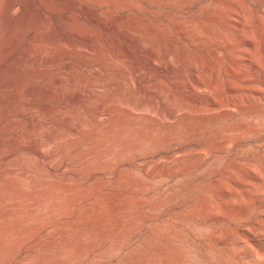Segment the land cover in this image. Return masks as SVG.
<instances>
[{
  "label": "rangeland",
  "instance_id": "1",
  "mask_svg": "<svg viewBox=\"0 0 264 264\" xmlns=\"http://www.w3.org/2000/svg\"><path fill=\"white\" fill-rule=\"evenodd\" d=\"M188 1L0 0V264H264V0Z\"/></svg>",
  "mask_w": 264,
  "mask_h": 264
},
{
  "label": "bare ground",
  "instance_id": "2",
  "mask_svg": "<svg viewBox=\"0 0 264 264\" xmlns=\"http://www.w3.org/2000/svg\"><path fill=\"white\" fill-rule=\"evenodd\" d=\"M162 1V0H161ZM176 1V0H175ZM181 1V0H180ZM190 1V0H189ZM188 1V2H189ZM200 1V0H199ZM210 1V0H209ZM220 1H225L226 3H231V0H215V2H220ZM124 2V1H123ZM127 2V1H126ZM140 2V1H139ZM146 2V1H145ZM147 2H149V1H147ZM165 2V1H164ZM168 2V1H167ZM172 2V1H171ZM196 2V1H195ZM222 2H220V3H222ZM170 3V2H169ZM176 3V2H175ZM185 3H187L186 1H185ZM209 3V2H208ZM207 3V4H208ZM219 3V4H220ZM124 4V3H123ZM141 4V3H140ZM153 4V3H152ZM164 4V6H165V4L166 3H163ZM179 4V3H178ZM181 4H183V3H181ZM212 3H210L209 5H211ZM121 5V4H120ZM131 5V4H130ZM157 5H159V3L157 4ZM174 5H176V4H174ZM205 5V4H204ZM230 5V4H229ZM8 6V5H7ZM10 6V5H9ZM127 6V5H126ZM155 6V5H154ZM171 6H173L172 4H171ZM187 6V5H186ZM190 6V5H189ZM216 6V5H215ZM231 6V5H230ZM193 7V6H192ZM172 8V7H171ZM175 8V7H174ZM191 8V7H190ZM210 8V7H209ZM212 8V7H211ZM215 8V7H214ZM219 8V7H218ZM223 8V7H222ZM8 9V8H7ZM122 9H124V8H122ZM134 9V8H133ZM144 9V8H143ZM158 9V8H157ZM164 9V8H163ZM178 9V8H177ZM224 9V8H223ZM176 10V9H175ZM183 10V9H182ZM195 11H196V9H194ZM194 10H192V11H194ZM204 10V9H203ZM222 10V9H221ZM235 10V9H234ZM152 11V10H151ZM156 11V10H155ZM166 11V10H165ZM189 11V10H188ZM200 11V10H199ZM208 11H209V9H208ZM207 11V12H208ZM211 11V10H210ZM218 11V10H217ZM225 11V10H224ZM132 12V11H131ZM214 12H215V10H214ZM219 12H220V10H219ZM125 13H127V12H125ZM156 13H157V11H156ZM163 13V12H162ZM188 13V12H187ZM187 13H186V15H187ZM194 13V12H193ZM206 13V12H205ZM221 13V12H220ZM148 14V13H147ZM177 14V13H176ZM198 14V13H197ZM217 14V13H216ZM222 14V13H221ZM233 14V13H232ZM126 15V14H125ZM145 15V14H144ZM161 15V14H160ZM180 15V14H179ZM196 15V14H195ZM209 15V14H208ZM212 15V14H211ZM225 15V14H224ZM236 15H238V14H236ZM172 16V15H171ZM174 16V15H173ZM191 16V15H190ZM193 16V15H192ZM201 16V15H200ZM204 16V15H203ZM153 17H155L154 15H153ZM156 17H159V16H156ZM169 17H170V13H169ZM202 17V16H201ZM216 17V16H215ZM229 17V16H228ZM64 18H66V17H64ZM143 18V17H142ZM145 18V17H144ZM182 18V17H181ZM184 18V17H183ZM198 18V17H197ZM205 18V17H204ZM224 18V17H223ZM68 19V18H67ZM127 19H129L128 17L126 18V17H121L120 18V23H122V24H124V25H127V24H129V21L127 20ZM145 19H147V18H145ZM144 19V20H145ZM149 19V18H148ZM147 19V20H148ZM187 19V18H186ZM200 19V18H199ZM208 19V18H207ZM211 19V18H210ZM213 19V18H212ZM215 19V18H214ZM218 19V18H217ZM228 19V18H227ZM69 20V19H68ZM130 20V19H129ZM142 20V19H141ZM152 20V19H151ZM151 20H149V21H151ZM157 20V19H156ZM178 20V19H177ZM198 20V19H197ZM202 20V19H201ZM205 20V19H204ZM70 21V20H69ZM93 21V20H92ZM96 21V20H95ZM193 21V20H192ZM198 21H200V20H198ZM203 21V20H202ZM210 21V20H209ZM225 21V20H224ZM223 21V22H224ZM227 21H229L230 22V20H227ZM66 22V21H65ZM98 22V21H97ZM102 22H106V21H102ZM101 22V23H102ZM145 22V21H144ZM164 22V21H163ZM201 22V21H200ZM219 22V21H218ZM118 23V22H117ZM147 23V22H146ZM145 23V24H146ZM152 23V22H151ZM151 23L148 25V26H150L151 25ZM154 23V22H153ZM192 23V22H191ZM196 23V22H195ZM202 23H204V22H202ZM201 23V24H202ZM259 23H261V21L259 22ZM148 24V23H147ZM166 24V23H165ZM170 24V23H169ZM226 24H229V23H227L226 22ZM244 25H245V23H243ZM120 25V24H119ZM153 25V24H152ZM155 25V24H154ZM181 25V24H180ZM192 25H193V23H192ZM204 25H205V23H204ZM216 25H217V23H216ZM244 25H242V26H244ZM102 26V25H101ZM182 26H183V24H182ZM185 26V25H184ZM207 26V25H206ZM232 26V25H231ZM254 26H256L255 24H254ZM121 27V26H120ZM147 27V26H146ZM157 26H155V28H156ZM186 27V26H185ZM189 27H190V25H189ZM193 27V26H192ZM202 27H203V25H202ZM221 27H226V25L224 26H221ZM258 27V26H257ZM103 28L105 29V31L107 32V33H109V34H111V33H113L114 32V34H115V32H117V28H118V26H117V24L116 23H105V24H103ZM122 28V27H121ZM125 28V27H124ZM147 28H149V27H147ZM154 28V27H153ZM154 28V29H155ZM161 28V27H160ZM176 28V27H175ZM196 28V27H195ZM208 28V27H207ZM213 28V27H212ZM231 27L229 26V29H230ZM133 29V28H132ZM150 29V28H149ZM172 29V28H171ZM171 29H169V30H171ZM209 29V28H208ZM216 29V28H215ZM224 29H226V28H224ZM228 29V28H227ZM256 29V28H255ZM219 30V29H218ZM221 30V29H220ZM257 31H258V28L256 29ZM261 30H262V28H261ZM123 31H125L124 29H123ZM132 31V30H131ZM153 31V30H152ZM156 31V30H155ZM223 31V30H222ZM262 31H264V30H262ZM260 32L261 34L263 33V32ZM128 32H129V30H128ZM163 32V31H162ZM193 32H195V31H193ZM201 32V31H200ZM213 32V31H212ZM223 33V32H222ZM125 34V33H124ZM131 34V33H130ZM154 34V33H153ZM169 34H170V32H169ZM195 34V33H194ZM193 34V35H194ZM198 34H199V32H198ZM260 34V35H261ZM118 35V34H117ZM150 35V34H149ZM191 35V34H190ZM189 35V36H190ZM197 35V34H196ZM196 35H194V38L195 37H197ZM216 35H217V33H216ZM219 35H220V33H219ZM224 35V34H223ZM33 36V35H32ZM110 36V35H109ZM140 36V35H139ZM169 36H171V35H169ZM185 36H187V35H185ZM189 36H187V37H189ZM214 36V35H213ZM128 37H130V36H128ZM133 37V36H132ZM153 37V36H152ZM158 37V36H157ZM161 37V36H160ZM173 37V36H172ZM172 37H171V40L170 41H172ZM202 37H203V35H202ZM204 37H206V36H204ZM30 38H31V35H30ZM118 38V37H117ZM123 38V37H122ZM122 38H120V39H122ZM146 38V37H145ZM150 38V37H149ZM175 38V37H174ZM186 38V37H185ZM201 38V37H200ZM208 39H209V37H207ZM220 38V40H221V36L219 37ZM224 38V37H223ZM109 39H110V43H112V46H113V49H116L117 51H119L120 52V54L124 57V58H132V55L131 54H129V52H128V50H127V47L126 46H121L120 45V43L115 39V38H113V37H109ZM134 39V38H133ZM258 39H259V37H258ZM32 40V39H31ZM167 40H168V38H167ZM190 40V39H189ZM200 40V39H199ZM202 40V39H201ZM206 40V39H205ZM217 40H219V39H217ZM133 41H135V40H133ZM148 41V40H147ZM150 41V40H149ZM177 41V40H176ZM176 41H174L175 43H176ZM208 41V40H207ZM28 42V41H27ZM124 42V41H123ZM126 42V41H125ZM136 42V41H135ZM134 42V43H135ZM153 42H154V40H153ZM178 42V41H177ZM200 42L201 41H199V45H200ZM215 42V41H214ZM223 42V41H222ZM261 42H262V40H261ZM127 43V42H126ZM157 43H158V41H157ZM193 43H195V42H193ZM198 43V42H197ZM196 43V44H197ZM202 43H204V42H202ZM209 43V42H208ZM208 43H207V46H208ZM216 43V42H215ZM219 43V42H218ZM217 43V44H218ZM259 43V42H258ZM129 44V43H128ZM143 44V43H142ZM142 44H140V45H142ZM151 44H152V42H151ZM154 44V43H153ZM152 44V45H153ZM166 44V43H165ZM177 44V43H176ZM254 44V43H253ZM111 45V44H110ZM138 45V44H137ZM147 45H148V43H147ZM158 45V44H157ZM189 45V44H188ZM204 45V44H203ZM211 45V44H210ZM213 45V44H212ZM215 45V44H214ZM230 45V44H229ZM134 46H136V44L134 45ZM143 46V45H142ZM141 46V47H142ZM145 46V45H144ZM161 46V45H160ZM205 46H206V43H205ZM132 47V46H131ZM138 47L140 48V46L138 45ZM159 47V46H158ZM165 47V46H164ZM177 47V46H176ZM175 47V48H176ZM193 47V46H192ZM191 47V48H192ZM197 47V46H196ZM212 47V46H211ZM225 47V46H224ZM90 48V47H89ZM130 48V47H129ZM153 48V47H152ZM178 48V47H177ZM180 48V47H179ZM183 48V47H182ZM186 48H189L188 46L186 47ZM202 48V47H201ZM215 48H216V46H215ZM215 48H212V49H215ZM219 48H221V47H219ZM228 48V47H227ZM145 49V48H144ZM150 49H151V47H150ZM155 48H153V50H154ZM165 49V48H164ZM193 49V48H192ZM206 49V48H205ZM231 49V48H230ZM132 50H134V49H132ZM142 50H143V48H142ZM141 50V51H142ZM146 50V49H145ZM152 50V51H153ZM158 51V53H159V49H157ZM182 50V49H181ZM180 50V51H181ZM188 50V49H187ZM202 50V49H201ZM211 50V49H210ZM130 52H131V50H129ZM149 51H151V50H149ZM151 51V52H152ZM156 51V50H155ZM154 51V52H155ZM161 51V50H160ZM197 51V50H196ZM134 52V51H133ZM144 52V51H143ZM164 52V51H163ZM163 52H162V54H163ZM203 52V51H202ZM205 52V51H204ZM206 52H208V50L206 51ZM212 52H213V50H212ZM211 52V53H212ZM217 52H220L219 50L217 51ZM227 52V51H226ZM108 53V52H107ZM140 53V52H139ZM185 52H183L182 54H184ZM188 53H189V51H188ZM201 53V52H200ZM221 53H222V51H221ZM224 53V52H223ZM134 54V53H133ZM136 54H138V52L136 53ZM151 54V53H150ZM176 54V53H175ZM186 54V56H187V53H185ZM193 54V53H192ZM197 54H198V51H197ZM203 54V53H202ZM229 54V53H228ZM135 55V54H134ZM156 55V54H155ZM166 55V54H165ZM195 55H196V53H195ZM207 55V54H206ZM210 55V54H209ZM212 55V54H211ZM217 55V54H216ZM230 55V54H229ZM263 55V54H262ZM144 56V55H143ZM151 55H149V57H150ZM160 56V55H159ZM169 56V55H168ZM168 56H167V58H168ZM172 56V55H171ZM205 56V55H204ZM213 56V55H212ZM211 56V57H212ZM218 57H219V55H217ZM225 56H227V55H225ZM232 56V55H231ZM235 56V55H234ZM233 56V57H234ZM155 57H157V55L155 56ZM184 57V56H183ZM192 57V56H191ZM197 57V56H196ZM202 57V56H201ZM214 57V56H213ZM212 57V58H213ZM217 57V58H218ZM143 58V57H142ZM167 58H166V60H167ZM171 58V57H170ZM210 58V57H209ZM222 58V57H221ZM229 58V57H228ZM231 58V57H230ZM148 59V58H147ZM155 59H157V58H155ZM176 59V58H175ZM174 59V60H175ZM188 59V58H187ZM189 59H190V57H189ZM193 59V58H192ZM227 59V58H226ZM151 60V59H150ZM165 60V61H166ZM168 60H169V58H168ZM205 60V59H204ZM217 60H219V59H217ZM223 59H221V63L223 62L222 61ZM225 60V59H224ZM228 60V59H227ZM236 61H237V59H235ZM138 61V60H137ZM145 62H147L146 60H144ZM197 61V60H196ZM199 61V60H198ZM202 61V60H201ZM214 61H216L215 59H214ZM232 61H234V59L232 60ZM231 61V62H232ZM253 61V60H252ZM152 62H154V61H152ZM195 62V61H194ZM205 62H207V61H205ZM218 62V61H217ZM229 62V61H228ZM230 62V63H231ZM136 63V62H135ZM134 63V64H135ZM138 63V62H137ZM137 63L135 64V66L137 65ZM155 63V62H154ZM183 63H184V59H183ZM191 63V62H190ZM198 63V62H197ZM199 63H200V61H199ZM204 63V62H203ZM221 63H219V65L221 64ZM224 63V62H223ZM229 63V64H230ZM233 63V62H232ZM235 63V62H234ZM249 63V62H248ZM257 63V62H256ZM157 64V63H156ZM164 64V63H163ZM168 65H169V63H167ZM187 64V63H186ZM201 64V63H200ZM208 64H210L209 62H208ZM142 65H144V64H142ZM148 65V64H147ZM152 66V63H150L148 66ZM159 65V64H158ZM171 65H173V64H171ZM203 65V64H202ZM201 65V66H202ZM205 65V64H204ZM212 65V64H211ZM223 65V64H222ZM146 66V65H145ZM147 66V67H148ZM154 66V65H153ZM192 66V65H191ZM195 66V65H194ZM215 66V65H214ZM227 66H228V64H227ZM231 66H233V65H231ZM231 66H230V69H231ZM235 66V65H234ZM238 66V65H237ZM146 67V68H147ZM170 67V66H169ZM174 67V66H173ZM189 67V66H188ZM210 67H212V66H209V68ZM216 67H218L217 65H216ZM229 67V66H228ZM253 67V66H252ZM261 67V66H260ZM139 68H140V66H139ZM145 68V67H144ZM158 68V67H157ZM163 68V66L161 67V69ZM166 68H168V67H166ZM165 68V69H166ZM177 68V67H176ZM203 68V67H202ZM209 68H207V70L209 69ZM227 68V67H226ZM262 68V67H261ZM260 68V69H261ZM177 69H179V68H177ZM187 69V68H186ZM199 69V68H198ZM141 70V69H140ZM146 69H144V71H145ZM191 70V69H190ZM206 70V69H205ZM212 70V69H211ZM142 71V70H141ZM144 71H142V72H144ZM192 71V70H191ZM198 71V70H197ZM233 71H235V70H233ZM246 71V70H245ZM127 72V71H126ZM155 72V71H154ZM153 72V73H154ZM161 71L160 70H158V73H160ZM170 72V71H169ZM185 72V71H184ZM195 72V71H194ZM205 72V71H204ZM210 72V71H209ZM225 72V71H224ZM137 73V72H136ZM145 73H146V71H145ZM167 73V72H166ZM171 73V72H170ZM189 73H190V71H189ZM212 73V72H211ZM219 73V72H218ZM235 73H236V71H235ZM234 73V74H235ZM241 73H243V72H241ZM144 74V73H143ZM161 75L162 74H164V72L163 73H160ZM173 74V73H172ZM184 74V73H183ZM195 74H196V72H195ZM206 74H207V72H206ZM238 74V73H237ZM137 75H138V73H137ZM187 75H188V73H187ZM191 75V74H190ZM230 74H228V76H229ZM153 76V75H152ZM154 76H155V74H154ZM154 76H153V78H154ZM165 76V75H164ZM184 76V75H183ZM182 76V77H183ZM196 76V75H195ZM195 76H193V77H195ZM207 76V75H206ZM213 76V75H212ZM224 76V75H223ZM157 77H159V76H157ZM166 77V76H165ZM174 77V76H173ZM182 77H181V79H182ZM185 77V76H184ZM192 77V76H191ZM198 77V76H197ZM196 77V79H198ZM167 78V77H166ZM210 78V77H209ZM163 79V78H162ZM170 79V78H169ZM168 79V80H169ZM186 79V78H185ZM195 79V78H194ZM217 79V78H216ZM223 79V78H222ZM150 80V79H149ZM161 80V79H160ZM174 80V79H173ZM178 80H180V76H179V79ZM182 80H184V79H182ZM181 80V81H182ZM199 80V79H198ZM205 80H206V77H205ZM218 80V79H217ZM230 80V79H229ZM232 80V79H231ZM240 80V79H239ZM166 81V80H165ZM197 81V80H196ZM208 81V80H207ZM243 81V80H242ZM246 81V80H245ZM157 82H158V80H157ZM169 82V81H168ZM175 82V81H174ZM173 82V83H174ZM180 82V81H179ZM184 82H185V80H184ZM186 82H187V80H186ZM185 82V83H186ZM195 82V81H194ZM201 82V81H200ZM209 83H211V81H208ZM235 82V81H234ZM244 82V81H243ZM145 83H146V81H145ZM148 83H149V81H148ZM147 83V84H148ZM160 83V82H159ZM169 83H171V82H169ZM169 83H168V85H169ZM192 83V82H191ZM197 83H198V81H197ZM201 83H203L204 84V81L203 82H201ZM154 84H157V83H154ZM165 84V83H164ZM178 84V83H177ZM180 84V83H179ZM182 84V83H181ZM180 84V85H181ZM188 84V83H187ZM212 84H214V83H212ZM226 84V83H225ZM225 84H224V86H225ZM140 85H142V84H140ZM153 85V84H152ZM162 85V84H161ZM176 85V84H175ZM179 85V86H180ZM191 85V84H190ZM195 85V84H194ZM199 85H200V83H199ZM206 85V84H205ZM233 85V84H232ZM146 86V85H145ZM170 86V85H169ZM207 86V85H206ZM210 86V85H209ZM154 87V86H153ZM163 87H164V85H163ZM171 87V86H170ZM217 87V86H216ZM215 87V88H216ZM225 87H227V86H225ZM136 88V87H135ZM148 88V87H147ZM160 88V87H159ZM173 88V87H172ZM180 88V87H179ZM185 88V87H184ZM187 88V87H186ZM214 88V89H215ZM152 89V88H151ZM155 90H156V87L154 88ZM169 89V88H168ZM193 89V88H192ZM206 89V88H205ZM204 89V90H205ZM225 89V88H224ZM235 89V88H234ZM240 89V88H239ZM176 90H177V88H176ZM186 90V89H185ZM187 90H189V89H187ZM207 90V89H206ZM206 90H205V92H206ZM252 90V89H251ZM254 90V89H253ZM136 91H138V90H136ZM144 91V90H143ZM152 91V90H151ZM173 91V90H172ZM175 91V90H174ZM180 91H182V92H185L184 90H180ZM180 91H178L179 93H180V95L182 94V92H180ZM195 90H193V94L195 93L194 92ZM216 91V90H215ZM214 91V93L216 94V92L218 91H216L215 92ZM248 91H249V89H248ZM254 91H256V90H254ZM161 92V91H160ZM187 92V91H186ZM190 92V91H189ZM223 92V91H222ZM257 92V91H256ZM145 93V92H144ZM163 93V92H162ZM162 93H161V96H162ZM197 93V92H196ZM213 93V94H214ZM218 93V92H217ZM224 93V92H223ZM247 93V92H246ZM260 93V92H259ZM137 95H138V93H136ZM168 94V93H167ZM173 94V93H172ZM187 94V93H186ZM190 94H191V92H190ZM201 94H203V93H201ZM208 94V93H207ZM249 94V93H248ZM258 94V93H257ZM169 95H170V92H169ZM175 95V94H174ZM184 95V94H183ZM187 95H189V93L187 94ZM195 95V94H194ZM198 95V94H197ZM224 94H222V96H223ZM245 95V94H244ZM251 95V94H250ZM165 96V95H164ZM176 96V95H175ZM174 96V97H175ZM246 96V95H245ZM249 96V95H248ZM254 96V95H253ZM256 96V95H255ZM258 96V95H257ZM144 97V96H143ZM156 97V96H155ZM177 97V96H176ZM187 97V96H186ZM191 97H194V96H191ZM242 97V96H241ZM178 98V97H177ZM181 98V97H180ZM184 98H185V95H184ZM188 98H189V96H188ZM188 98H187V100H188ZM226 98H227V96H226ZM157 99V98H156ZM169 99V98H168ZM170 100V99H169ZM169 100H167L168 102H169ZM178 100V99H177ZM216 100V99H215ZM234 100V99H233ZM244 100V98L242 99V101ZM249 100V99H248ZM255 100H256V98H255ZM259 100V99H258ZM164 101V100H163ZM183 101H184V99H183ZM229 101V100H228ZM262 101H263V99H262ZM174 102V101H173ZM177 102H180V101H177ZM188 102H190V101H188ZM200 102H201V100H200ZM217 102V101H216ZM215 101L214 102H212L211 103V106L212 107H214V108H216V109H214V110H211V114H208L209 115V117L211 118L212 117V120H211V122L213 123V124H216L217 122H221V120L223 119L222 117H224V116H226V115H238L239 117H238V120H237V122H234L235 124L237 123H240V121L242 122V121H244V116H250V115H253V114H256V113H259V112H262V111H264V105H262V104H260V103H251L249 106H244L243 105V103L241 102V101H237L235 104H232L231 105V108L229 109L228 107L227 108H224V109H222V110H220V111H217V109H220V108H222L218 103H216ZM235 102V101H234ZM245 102V101H244ZM246 102H247V100H246ZM254 102V101H253ZM256 102V101H255ZM226 103H227V101H226ZM170 104V103H169ZM248 104V103H247ZM264 104V103H263ZM229 105V104H228ZM246 105V104H245ZM158 106V105H157ZM163 106V105H162ZM183 106H184V104H183ZM186 106V105H185ZM172 107H174V108H176L177 107V105L175 104V106L173 105ZM207 107V106H206ZM230 107V106H229ZM205 108V107H204ZM158 109V108H157ZM165 110V109H164ZM207 110V109H206ZM176 111V110H175ZM181 111V110H180ZM185 111V110H184ZM166 112V111H165ZM174 112V111H173ZM172 112V113H173ZM179 112V111H178ZM185 112H187V111H185ZM171 113V114H172ZM155 114V113H154ZM174 114V113H173ZM179 114H180V112H179ZM203 114V113H202ZM206 114V113H205ZM166 115H167V113H166ZM207 115V114H206ZM149 116H151L153 119H155V120H157V121H161V120H163V121H168L167 120V117L165 118V117H163V116H158L157 114H155V115H149ZM168 116V115H167ZM172 117V116H171ZM230 118V117H229ZM188 119V118H187ZM209 119V118H208ZM235 119V118H234ZM171 120V119H170ZM210 120V119H209ZM171 122V121H170ZM206 127V126H205ZM207 127H209V126H207ZM157 128V127H156ZM158 129V128H157ZM202 132V131H201ZM224 133V132H223ZM239 133V132H238ZM225 134V133H224ZM239 144V143H238ZM243 144V143H242ZM175 145V144H174ZM171 146V145H170ZM169 146V147H170ZM173 146V145H172ZM227 146H229V145H227ZM231 146V145H230ZM168 147V148H169ZM206 148V147H205ZM231 148H233V147H231ZM177 150H178V148H176ZM175 148H173L172 149V153L171 154H169V156H168V154H167V156L165 155V156H161V157H159V159H158V162H162V163H169L170 161H173L177 156H176V154H177V150H176ZM226 150H228V149H226ZM203 151V150H202ZM207 151V150H206ZM205 152V151H204ZM166 153V152H165ZM213 153V152H212ZM180 154V153H179ZM208 154V153H207ZM214 154V153H213ZM189 155V152H183V153H181V157H183V158H186L187 156ZM227 157V156H226ZM193 158H196V157H193ZM197 159V158H196ZM204 160V159H203ZM197 161H200V159L198 158V160ZM204 162V161H203ZM177 164V163H176ZM218 164V163H217ZM247 167V166H246ZM199 168V167H198ZM250 168V167H249ZM202 169V168H201ZM199 170V169H198ZM249 170V169H248ZM255 170V169H254ZM193 171V170H192ZM247 172H249L250 173V170L249 171H247ZM253 172V171H252ZM255 173L256 174H254V175H256V176H258L257 175V172H256V170H255ZM187 174V173H186ZM251 175H252V173H250ZM183 175V174H182ZM192 175V174H191ZM180 176V175H179ZM186 176V175H185ZM187 177V176H186ZM188 177H189V175H188ZM178 178V177H177ZM183 178V177H182ZM173 179V178H172ZM188 180V179H187ZM192 184V183H191ZM262 190V189H261ZM258 191V190H257ZM256 192V191H255ZM259 192V191H258ZM257 194V193H256ZM258 195V194H257ZM264 196V195H263ZM167 201V200H166ZM175 205V204H174ZM243 212V211H242ZM239 216V215H238ZM242 216V215H241ZM217 217V216H216ZM240 218H242V217H240ZM231 220V219H230Z\"/></svg>",
  "mask_w": 264,
  "mask_h": 264
}]
</instances>
